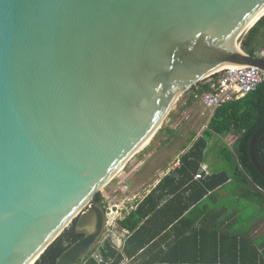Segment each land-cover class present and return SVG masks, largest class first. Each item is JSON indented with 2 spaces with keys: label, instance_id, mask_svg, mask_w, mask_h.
Instances as JSON below:
<instances>
[{
  "label": "water",
  "instance_id": "water-1",
  "mask_svg": "<svg viewBox=\"0 0 264 264\" xmlns=\"http://www.w3.org/2000/svg\"><path fill=\"white\" fill-rule=\"evenodd\" d=\"M264 0H0V264H76L105 224L93 196L151 140L178 97L231 65ZM248 154L264 179L258 143Z\"/></svg>",
  "mask_w": 264,
  "mask_h": 264
},
{
  "label": "trees",
  "instance_id": "trees-1",
  "mask_svg": "<svg viewBox=\"0 0 264 264\" xmlns=\"http://www.w3.org/2000/svg\"><path fill=\"white\" fill-rule=\"evenodd\" d=\"M263 30L264 15L252 26L242 40L241 48L246 53L262 55L258 46L264 47V41H260L258 35L262 34ZM210 77L213 78L215 75ZM204 80L187 90H191V94L186 100L185 106L191 104L195 95L209 90L210 82ZM169 115H172L173 119L177 117V114H173L172 111ZM263 123L264 82L243 97L224 102L212 109L205 128L180 155L179 167L161 179L133 210L125 214L123 218L117 219L116 223L119 229L128 231L122 247L118 250L111 244L110 239H106L98 254L90 255L93 245L76 264H81L83 261L85 264H121L125 258L130 264H264V247L260 251L256 246L263 243L261 237H256L255 245L251 239L244 235L245 231L236 227V224L233 225L232 219L231 223H224L229 220V213L227 218L221 217L218 223L217 216L220 213L217 212V208L210 207V211H202L204 206H212L214 202L216 203L217 191H231L243 200L242 202L237 200V205L264 204V179L254 168L248 154L249 139ZM165 129L169 133L172 132L169 127L165 126ZM230 134L235 135L231 147L223 141ZM188 139L192 140V137ZM211 141L213 144L209 146ZM185 148L186 144L181 145V150ZM258 155L264 164V135L258 143ZM196 174L199 177L195 178ZM163 189L165 191H182L174 195L170 201L168 200V203H176L178 208L175 212H170V216L164 219L161 227L152 231L149 226L153 225V218H150L148 214L155 203L153 192L163 191ZM185 191H190V198L187 199L184 196ZM203 198L205 201L201 202ZM93 201L104 206L103 197L99 191L93 196ZM233 202L231 198L226 202L220 200V206H228ZM187 208L190 210L186 214ZM200 215L203 218H200ZM191 217H194V220L192 219L186 225V221ZM211 217L213 218L212 222L205 226L204 219L210 221ZM197 219L200 220L201 226L198 228L193 227V221ZM171 222L174 223L176 229L183 224L188 227L187 229L181 228V231L176 233L173 243L167 245L166 249H155L153 241L155 236ZM83 234L84 231L78 230L76 220H73L34 264H54L58 255ZM224 235L225 238H223ZM199 237L206 238V241L192 247L197 250L198 258L196 256L186 259L183 256L186 246L190 245V241H195V239L198 241ZM231 248L237 249L236 255L227 259ZM147 254L148 257L145 258Z\"/></svg>",
  "mask_w": 264,
  "mask_h": 264
},
{
  "label": "rangeland",
  "instance_id": "rangeland-1",
  "mask_svg": "<svg viewBox=\"0 0 264 264\" xmlns=\"http://www.w3.org/2000/svg\"><path fill=\"white\" fill-rule=\"evenodd\" d=\"M258 39L264 41V30L262 34L258 35ZM258 48L259 52L263 54L264 47L259 45ZM211 78L209 76L204 81H211ZM190 94L191 90L183 92L178 97L171 110L173 114H177V117L173 119L172 115L168 114L161 125L162 128L160 127L151 140L137 150L114 177L100 189L99 193H101L104 203L105 224L90 251L91 256L99 253V249L106 239H110L112 242L116 235L122 237L123 233H119L116 223L117 219L122 218V212L124 216L130 206L136 203L140 198L139 192L152 189L165 168L174 164V160L177 159L178 153L181 151V145L189 144L192 140L188 138L194 139L205 128L212 110L203 107L201 94L195 95L191 104L185 106ZM165 126L170 127L172 132H167ZM192 133L193 136H191ZM172 134L173 136H171ZM233 137L234 135L230 134L223 141L232 140ZM168 139L170 142L167 141ZM224 200L230 199L227 197ZM81 264H85V262L83 261Z\"/></svg>",
  "mask_w": 264,
  "mask_h": 264
},
{
  "label": "crops",
  "instance_id": "crops-1",
  "mask_svg": "<svg viewBox=\"0 0 264 264\" xmlns=\"http://www.w3.org/2000/svg\"><path fill=\"white\" fill-rule=\"evenodd\" d=\"M196 137L197 136H195L194 139H196ZM234 138H235V135H234L232 140H228V141L226 140L224 142H226V144L229 147H231ZM194 139H192V141L189 144H186V148L185 149L181 150L178 153L177 159L174 160L175 161L174 164L172 166H167V168H165L163 174L159 177V179L156 180V182L154 183L153 187H155L159 183V181L161 179H163L167 174L171 173L175 168L179 167V165H180V160H179L180 155L192 144ZM167 141L170 142L169 139ZM212 144H213V141H211L209 143V146L212 145ZM210 154H211V152H210ZM196 175H195V178H197ZM150 192L151 191L139 192L140 198L136 201V203L134 205L130 206V209L127 210L124 213V215L127 214L130 210H133L136 207L137 203L141 202L145 198V196L148 195ZM180 192H182V191H165V189H163V191H154L153 192V197H154L155 203L153 204L152 208L150 209V211H151L150 214H148V216L150 218L151 217L153 218V225L152 226L148 225L152 229V231H156L157 228L162 226V223H164V219L166 217L170 216V212L172 213V212H175L177 210L178 206H177L176 203H174V202L168 203V202L170 201V199H173L174 195H176L177 193H180ZM217 192H218V196H217V199H216V203L214 202L212 206H209V205L204 206L202 211L203 212L204 211L208 212L211 209L210 207H212V208L214 207V209L217 208L218 209L217 212L220 213V215L218 214V216H217V222L218 223L220 222L221 217L224 219L227 216V214L229 213L228 214V217H229L228 219L229 220L224 221V223L225 224L226 223H231V219H232L233 225L236 224V227H238L240 230L245 231L244 235L247 236L249 239H251L253 244H255L254 240L256 239V237H258V236L261 237L263 243L259 244V245L255 244L257 246L258 250L261 251L263 249V247H264V204L253 203L251 205V204H245L244 203V204L237 205V203H236L237 200H239L241 202L243 200H241L238 196H236L233 193H231V191H227V192L226 191H217ZM189 195H190V191H185L184 192V196L187 199L190 198ZM227 197H228V199L231 198L234 202L230 203V205H228V206H220V200H224ZM204 201H205V199L203 198L201 200V202H204ZM189 210H190V208L186 209V214L189 213L188 212ZM257 214H259L260 216L259 217L256 216ZM121 217L122 218L124 217L123 216V212L121 214ZM194 217H191L190 220L188 219V221H186V225H188ZM199 217L203 218L202 215H200ZM212 220H213L212 217H211L210 221L206 220V218H205L203 223L206 226L207 224L212 222ZM234 220H235V222H234ZM199 221L200 220H198V219L196 221H193V227H197V228L201 227ZM186 225H184V224L183 225H179V228L176 229L174 223H172V222L169 223L168 226L166 228H164L161 233H159L158 235L155 236V238L153 240L155 242V249H166L167 245H170V244L173 243V241H174V239L176 237L175 236L176 233L178 231L180 232L181 228L182 229H187L188 226H186ZM117 228L119 229L118 225H117ZM119 233L120 234L123 233L122 237H118V235H116L115 239L112 240L113 243L111 242V244L118 250L124 244V241L126 239V234L128 233V231L125 230V229H119ZM144 233H145V231H144ZM225 235H224L223 238H225ZM141 236H139V237H141ZM223 238H222V241H224ZM198 241L196 239H195V241H190V245L186 246L185 253L183 255L184 257H186V259L193 258V257H196L198 255L197 250L193 249L192 247H195V246H198L200 244H203L206 241V238L199 237ZM236 252H237V249L231 248L229 256L227 257V259L233 258L236 255ZM202 256H203V253H202ZM147 257H148V254L146 255L145 258H147ZM197 258H198V256H197ZM126 262H128V260L125 258L122 261L121 264H126ZM128 264H130V263L128 262Z\"/></svg>",
  "mask_w": 264,
  "mask_h": 264
},
{
  "label": "built area",
  "instance_id": "built-area-1",
  "mask_svg": "<svg viewBox=\"0 0 264 264\" xmlns=\"http://www.w3.org/2000/svg\"><path fill=\"white\" fill-rule=\"evenodd\" d=\"M214 75L209 81V90L201 94L203 107L211 110L224 102L243 97L264 82V70L253 66L231 65Z\"/></svg>",
  "mask_w": 264,
  "mask_h": 264
},
{
  "label": "bare ground",
  "instance_id": "bare-ground-1",
  "mask_svg": "<svg viewBox=\"0 0 264 264\" xmlns=\"http://www.w3.org/2000/svg\"><path fill=\"white\" fill-rule=\"evenodd\" d=\"M264 12V8L255 16V18L252 20V22L251 23H253L256 19H258L259 17H260V15H262V13ZM146 143V142H145ZM144 143V144H145ZM143 144V145H144Z\"/></svg>",
  "mask_w": 264,
  "mask_h": 264
}]
</instances>
